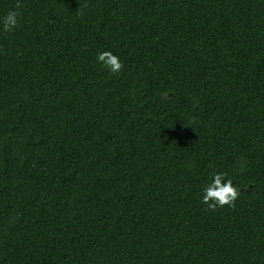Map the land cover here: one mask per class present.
I'll list each match as a JSON object with an SVG mask.
<instances>
[{
  "label": "trees",
  "instance_id": "obj_1",
  "mask_svg": "<svg viewBox=\"0 0 264 264\" xmlns=\"http://www.w3.org/2000/svg\"><path fill=\"white\" fill-rule=\"evenodd\" d=\"M0 264H264V0H0Z\"/></svg>",
  "mask_w": 264,
  "mask_h": 264
},
{
  "label": "clouds",
  "instance_id": "obj_2",
  "mask_svg": "<svg viewBox=\"0 0 264 264\" xmlns=\"http://www.w3.org/2000/svg\"><path fill=\"white\" fill-rule=\"evenodd\" d=\"M20 19V14L17 10H10L2 18V30L6 32L13 31ZM98 60H104V55H98ZM107 66L111 71L116 72L121 68L119 58L112 56L106 61ZM203 202L211 209L223 207L235 201L238 195V189L231 179H226L225 174L215 173L211 183L204 188Z\"/></svg>",
  "mask_w": 264,
  "mask_h": 264
}]
</instances>
